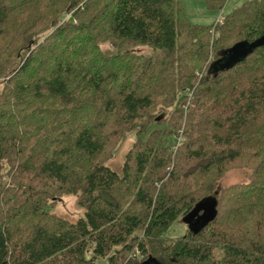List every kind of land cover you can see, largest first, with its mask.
Masks as SVG:
<instances>
[{
  "label": "trees",
  "instance_id": "1",
  "mask_svg": "<svg viewBox=\"0 0 264 264\" xmlns=\"http://www.w3.org/2000/svg\"><path fill=\"white\" fill-rule=\"evenodd\" d=\"M0 85V264H264V0L210 26L182 0H0Z\"/></svg>",
  "mask_w": 264,
  "mask_h": 264
},
{
  "label": "rangeland",
  "instance_id": "2",
  "mask_svg": "<svg viewBox=\"0 0 264 264\" xmlns=\"http://www.w3.org/2000/svg\"><path fill=\"white\" fill-rule=\"evenodd\" d=\"M247 1L250 0H227L223 9L221 10L209 9L206 2L203 0H182V4L185 9L187 18L191 23L202 26H210L216 23L223 22L227 15H229L236 8L240 7ZM251 47L252 45H249L248 43H241L236 45L233 49H248ZM102 48L106 51H112L113 44H102ZM137 51L144 54L151 53V50H149L147 47L137 48ZM233 52L235 51H231L232 55ZM217 64H220V67L224 68L226 66V61L222 59L219 60ZM159 112L160 116H168V114L171 112V109L159 108ZM136 139L137 137L135 133H129L125 135V137L116 147L114 157L106 162L107 166L110 167L112 170L120 173L126 154L131 149ZM174 141H177L176 138L170 139V142ZM249 174V170L245 168L231 169L221 179V181L219 182V186L222 188L229 187L235 184L246 183L248 181ZM54 202L55 204L52 208V211L62 218L68 219L70 221H76L84 216V210L79 206L77 197L74 195L61 196L60 198L55 199ZM197 209L199 210L195 211L191 215V218L192 220H198V226H201L203 223L208 221V219L213 218L215 215L216 210L214 199L207 198L203 200L198 204ZM200 210L202 211L201 215L199 213ZM190 229L191 228L189 227L186 220L179 219L165 231V236L170 239H177L185 236ZM138 261L141 262V259H139ZM102 264H105V262L102 261Z\"/></svg>",
  "mask_w": 264,
  "mask_h": 264
},
{
  "label": "built area",
  "instance_id": "3",
  "mask_svg": "<svg viewBox=\"0 0 264 264\" xmlns=\"http://www.w3.org/2000/svg\"><path fill=\"white\" fill-rule=\"evenodd\" d=\"M220 23H222V22H220Z\"/></svg>",
  "mask_w": 264,
  "mask_h": 264
}]
</instances>
